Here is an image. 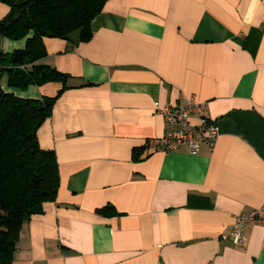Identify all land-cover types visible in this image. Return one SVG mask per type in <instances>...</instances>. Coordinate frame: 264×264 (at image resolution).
Returning a JSON list of instances; mask_svg holds the SVG:
<instances>
[{
    "label": "crops",
    "instance_id": "1",
    "mask_svg": "<svg viewBox=\"0 0 264 264\" xmlns=\"http://www.w3.org/2000/svg\"><path fill=\"white\" fill-rule=\"evenodd\" d=\"M263 16L264 0H108L88 42L45 40L39 64L71 76L37 132L59 186L9 264H264V225L241 246L231 236L234 216L264 205ZM25 42L0 36V51ZM5 82L23 98L61 89ZM186 97L206 104L214 146L158 152L159 110Z\"/></svg>",
    "mask_w": 264,
    "mask_h": 264
},
{
    "label": "trees",
    "instance_id": "2",
    "mask_svg": "<svg viewBox=\"0 0 264 264\" xmlns=\"http://www.w3.org/2000/svg\"><path fill=\"white\" fill-rule=\"evenodd\" d=\"M107 1L0 0L8 7L0 19V36L11 41L26 39L22 50L0 51V264L10 263L22 224L42 213L59 186L55 153L40 147L37 132L50 118L56 100L69 89L66 82L71 76L39 64L47 55L44 41L88 42L91 22ZM4 75L9 89L26 91L47 83H58L61 89L53 97L23 98L2 87ZM139 155L133 149L132 160ZM96 212L116 213L112 206Z\"/></svg>",
    "mask_w": 264,
    "mask_h": 264
},
{
    "label": "built area",
    "instance_id": "3",
    "mask_svg": "<svg viewBox=\"0 0 264 264\" xmlns=\"http://www.w3.org/2000/svg\"><path fill=\"white\" fill-rule=\"evenodd\" d=\"M159 114L163 118L164 134L157 144L158 152L168 153L180 146H186L194 154L203 143L214 146L218 132L208 117L206 104L196 102L193 97H186L175 106H164ZM252 222L264 225V205L234 216L231 236L235 246L242 245V230Z\"/></svg>",
    "mask_w": 264,
    "mask_h": 264
},
{
    "label": "rangeland",
    "instance_id": "4",
    "mask_svg": "<svg viewBox=\"0 0 264 264\" xmlns=\"http://www.w3.org/2000/svg\"><path fill=\"white\" fill-rule=\"evenodd\" d=\"M6 81V76L4 75L1 79V84L4 83ZM6 83V82H5Z\"/></svg>",
    "mask_w": 264,
    "mask_h": 264
}]
</instances>
